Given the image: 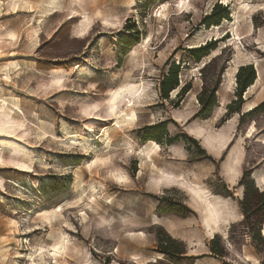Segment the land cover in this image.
Segmentation results:
<instances>
[{
    "label": "rangeland",
    "instance_id": "374dc122",
    "mask_svg": "<svg viewBox=\"0 0 264 264\" xmlns=\"http://www.w3.org/2000/svg\"><path fill=\"white\" fill-rule=\"evenodd\" d=\"M216 3L229 20L206 29ZM171 63L188 89L163 99ZM247 65L241 114L264 102V0H0V264H264V222L253 239L238 204L243 172L264 191V112H232Z\"/></svg>",
    "mask_w": 264,
    "mask_h": 264
},
{
    "label": "trees",
    "instance_id": "16d2710c",
    "mask_svg": "<svg viewBox=\"0 0 264 264\" xmlns=\"http://www.w3.org/2000/svg\"><path fill=\"white\" fill-rule=\"evenodd\" d=\"M137 1L144 3V5H149L157 1H165V0H137ZM228 16H229V12L227 10V7H224L221 4L216 3L213 6L211 12L202 18L201 24H203L205 28L208 29L210 26L219 25L223 19L229 20ZM214 45L215 43H209V44L206 43L204 46L188 49V52L190 53L193 59L199 61L201 58L208 55L210 50L214 49ZM179 65L180 63L178 65H175L174 63L169 64L167 73L161 77V80L159 82V93L161 98L167 99L168 94L178 88H180L179 92L177 93V96L179 98H181L182 95L187 91L188 89L187 84H185L182 87H180L178 84ZM255 80H256V75L252 65L239 67L236 74L237 88L235 94L237 99L231 102V104L235 105L236 108L232 109V112L241 114V105L243 104L242 95L246 92L247 88L253 85ZM198 104L200 108L196 114V117L202 120L207 119L210 116L213 107L216 105L215 88L213 89L203 88V90L198 95ZM261 112H264V102L256 105L247 113L241 114V117L243 116L253 117L255 114ZM154 140H158V138H154ZM238 184L244 188V197L242 200L238 201V204L245 216V220H247L246 224L249 225V223H257V226H259L258 231L255 233L251 232L249 228L248 231L251 232L253 239H258L259 241L262 242L263 238L259 233V229H260V224L264 222V200H263L264 191H262L261 187H260L261 191H259L258 188L255 187L253 180L249 177V172L242 173ZM249 193L250 194L252 193L253 199L251 202H249L246 208L243 206V201L251 200V196H249ZM224 196L231 197V194L228 191H226ZM174 242L175 240H173L170 236L165 235V238L160 242L157 251L170 259L176 258V255H181L182 252L179 253L170 250V245Z\"/></svg>",
    "mask_w": 264,
    "mask_h": 264
},
{
    "label": "bare ground",
    "instance_id": "6f19581e",
    "mask_svg": "<svg viewBox=\"0 0 264 264\" xmlns=\"http://www.w3.org/2000/svg\"><path fill=\"white\" fill-rule=\"evenodd\" d=\"M159 5H161V7H162V9L164 10L165 8H166V5H167V3H160ZM54 6V5H53ZM161 9V10H162ZM219 27V26H218ZM214 29V28H213ZM217 29V28H216ZM35 31V30H34ZM34 33V32H33ZM37 34V33H36ZM33 35V34H32ZM33 37V36H32ZM38 37V36H37ZM259 77H260V73H259V71H258V80H260L259 79ZM253 86V85H252ZM252 86H250V87H252ZM249 90V89H248ZM174 91H176V90H174ZM132 106V104L130 105V107ZM119 120L120 121H122V122H124L126 125H132L133 123H135L136 121H137V116H136V114H135V112L133 111V110H129L127 113H125L124 114V116H121V117H119ZM119 124V122H116L115 124H114V127L115 126H117ZM116 128V127H115ZM112 130V127H107V128H105L104 129V131H103V133L105 134V136H106V146H105V150H106V154L107 153H110L112 150H113V144H112V142H111V139H110V137H109V135H108V133H109V131H111ZM262 141V140H261ZM84 142V141H83ZM153 147H154V149L151 151V152H146L147 151V147H144V149H141V152L140 153H143V152H146L149 156H148V158H150V159H152L151 158V156H150V154L151 155H156L157 154V151H158V146H157V144L156 143H154V142H149ZM131 148H133V147H131ZM143 148V147H142ZM150 149V148H149ZM135 150V149H134ZM133 151V150H132ZM136 151V150H135ZM146 154V155H147ZM143 155V154H142ZM145 156V155H144ZM145 158V157H144ZM146 159V158H145ZM154 162V161H153ZM141 173V172H140ZM115 176V175H114ZM114 179L119 183H125L128 179H127V177H125V176H123V175H116L115 177H114ZM116 182V183H117ZM262 182H263V180H262ZM94 184V183H93ZM89 188L90 189H92V193L95 191V188H94V186L91 184L90 186H89ZM263 234H264V231H263ZM138 235H142V233H138ZM67 242V241H66ZM64 245H65V241L62 239L59 243H58V245L56 246L55 245V247H53V254H52V256L55 258V257H63L62 255H66L65 253H67L66 251H65V247H64ZM57 259V258H56ZM29 260L31 261V264H35L34 262H35V257H33V255H30V257H29ZM253 264H255V263H253Z\"/></svg>",
    "mask_w": 264,
    "mask_h": 264
},
{
    "label": "crops",
    "instance_id": "0c3cea01",
    "mask_svg": "<svg viewBox=\"0 0 264 264\" xmlns=\"http://www.w3.org/2000/svg\"><path fill=\"white\" fill-rule=\"evenodd\" d=\"M214 224H211V226H213Z\"/></svg>",
    "mask_w": 264,
    "mask_h": 264
},
{
    "label": "water",
    "instance_id": "95a60500",
    "mask_svg": "<svg viewBox=\"0 0 264 264\" xmlns=\"http://www.w3.org/2000/svg\"><path fill=\"white\" fill-rule=\"evenodd\" d=\"M253 180V178H251Z\"/></svg>",
    "mask_w": 264,
    "mask_h": 264
}]
</instances>
